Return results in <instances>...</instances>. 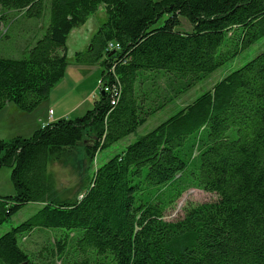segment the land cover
I'll list each match as a JSON object with an SVG mask.
<instances>
[{
  "label": "trees",
  "instance_id": "trees-1",
  "mask_svg": "<svg viewBox=\"0 0 264 264\" xmlns=\"http://www.w3.org/2000/svg\"><path fill=\"white\" fill-rule=\"evenodd\" d=\"M101 6L107 21L75 59L105 60L101 81L114 73L122 90L80 118L0 141L15 190L0 197V226L42 205L0 238V264H35L20 245L35 231L54 233L38 264H264V51L101 165L80 200L56 196L49 174L52 159L82 143L93 161L264 38V0H0L2 15L50 19L21 57L0 55V112L31 113L49 99L66 75L71 33ZM182 18L190 32L179 30ZM109 43L121 49L106 52ZM158 74L185 81L159 103L144 90ZM192 189L217 199L165 220Z\"/></svg>",
  "mask_w": 264,
  "mask_h": 264
},
{
  "label": "rangeland",
  "instance_id": "rangeland-1",
  "mask_svg": "<svg viewBox=\"0 0 264 264\" xmlns=\"http://www.w3.org/2000/svg\"><path fill=\"white\" fill-rule=\"evenodd\" d=\"M106 21L107 14L105 13V8L101 6L96 13L88 17L85 24L80 29L77 28V30L71 33L67 45L69 50V64L66 69V81L63 84L60 83L62 85H57L61 86L59 88L63 90V92L75 89H82L87 92L94 90V93H96V91L99 92V85L104 71L102 62L105 60L100 64L96 62L80 63L75 59V52L80 51L85 53L97 30ZM49 23L50 19L48 12L45 13L42 19L38 20H29L14 12H10L6 15L0 13V55L14 58L21 57L23 51L28 48L34 40L42 38ZM9 27L10 30H12L9 34L14 38L4 39V34ZM191 29V24L185 18H182L179 30L186 33L190 32ZM263 51L264 38L239 55L235 60L224 65L208 79L197 84L189 92L180 94L166 108L150 116L147 122L140 127L136 133L124 138L106 150L99 151L93 161H91L85 154L83 143L71 152H68L61 159H52L49 163V174L50 179L52 180L51 185L56 196H59L63 200H80L89 188L94 173L101 165L109 161L116 154L125 150L128 145L134 143L140 137L146 135L164 123L183 107L196 100L205 91L212 89L215 84L221 81L229 73L243 67ZM155 80L154 83H147L144 90L153 91L151 99L155 100L157 103L163 102L169 97L174 96L176 90L185 84L184 80L176 79L174 82L172 78L163 77L161 74L156 75ZM98 95L99 94H97V96ZM88 102L91 104V107H93L94 99L88 100ZM147 103L149 104L150 102ZM154 105L155 104H152L151 107ZM34 111L33 113L31 112L32 114L27 113V115L23 117H14L15 115L11 110L5 113H2L3 111H1L0 113L4 115H1L2 117H0V141H12L16 138L29 139L36 131L42 129L44 127L43 125V127L41 126L37 130H29L30 125H32L37 116V113ZM19 112L21 111L19 110ZM2 118L4 120L3 123ZM11 171L12 169L10 168H2L0 170V197L14 195L15 190L11 182ZM216 199V195L207 191L192 189L184 194L175 210L167 213L165 220L175 221L179 217H182L183 208L185 206L198 205ZM41 208L42 205L39 203H30L23 207L8 222L0 226V238L10 232L13 228L34 216ZM53 235V232L35 231L20 240V245L30 254L35 264L41 262L48 263V260L45 258L47 253L44 248H49L48 242Z\"/></svg>",
  "mask_w": 264,
  "mask_h": 264
},
{
  "label": "crops",
  "instance_id": "crops-1",
  "mask_svg": "<svg viewBox=\"0 0 264 264\" xmlns=\"http://www.w3.org/2000/svg\"><path fill=\"white\" fill-rule=\"evenodd\" d=\"M77 52L80 51H76L75 54ZM62 81L60 83L62 84L65 83L66 81L65 77ZM60 83L58 85H62ZM59 87L61 86H56L50 93L49 99L34 111L37 113V116L36 119L33 121L32 125H30L29 130H37L42 125L46 126L60 119L80 118L93 108L91 107V104L88 102V100L94 99L95 101V99L101 95L100 90L99 92L96 91V93H94V90L87 92L86 90H82V89L80 90L75 89L72 91L63 92V90H61ZM97 94L99 95L97 96ZM10 110L12 111V113H14L15 115L14 117L16 116L23 117L27 115V113L19 112V110L12 105H9L6 109L3 110L2 113L8 112ZM2 113H0V117H2L1 115H4ZM3 121L4 120L2 118V123Z\"/></svg>",
  "mask_w": 264,
  "mask_h": 264
},
{
  "label": "built area",
  "instance_id": "built-area-1",
  "mask_svg": "<svg viewBox=\"0 0 264 264\" xmlns=\"http://www.w3.org/2000/svg\"><path fill=\"white\" fill-rule=\"evenodd\" d=\"M120 45L117 43H109L107 48H106V52H117L118 50H120ZM111 72H114V69H111ZM113 78L112 81L107 80V81H100V91L103 92L104 94L108 95L109 98L112 99V97L115 96V92L117 89L122 90V84L120 82V80L114 75V73H111ZM113 99L111 100L112 103Z\"/></svg>",
  "mask_w": 264,
  "mask_h": 264
},
{
  "label": "water",
  "instance_id": "water-1",
  "mask_svg": "<svg viewBox=\"0 0 264 264\" xmlns=\"http://www.w3.org/2000/svg\"><path fill=\"white\" fill-rule=\"evenodd\" d=\"M112 54H115V52H113ZM102 95H104V93H102ZM23 264H29L28 262H25V263H23Z\"/></svg>",
  "mask_w": 264,
  "mask_h": 264
}]
</instances>
